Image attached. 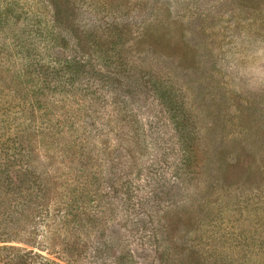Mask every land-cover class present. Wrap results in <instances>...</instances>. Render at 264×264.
Instances as JSON below:
<instances>
[{
    "label": "rangeland",
    "instance_id": "rangeland-1",
    "mask_svg": "<svg viewBox=\"0 0 264 264\" xmlns=\"http://www.w3.org/2000/svg\"><path fill=\"white\" fill-rule=\"evenodd\" d=\"M0 264H264V0H0Z\"/></svg>",
    "mask_w": 264,
    "mask_h": 264
},
{
    "label": "trees",
    "instance_id": "trees-1",
    "mask_svg": "<svg viewBox=\"0 0 264 264\" xmlns=\"http://www.w3.org/2000/svg\"><path fill=\"white\" fill-rule=\"evenodd\" d=\"M33 135H34V134H31L30 137L33 136Z\"/></svg>",
    "mask_w": 264,
    "mask_h": 264
}]
</instances>
